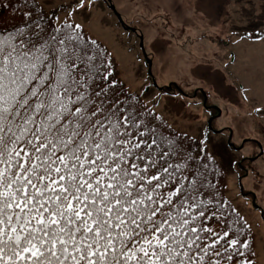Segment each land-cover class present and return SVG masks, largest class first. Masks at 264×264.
<instances>
[{"label":"snow or ice","instance_id":"obj_1","mask_svg":"<svg viewBox=\"0 0 264 264\" xmlns=\"http://www.w3.org/2000/svg\"><path fill=\"white\" fill-rule=\"evenodd\" d=\"M93 4L0 0V264H257L264 207L222 188L236 157L125 88L74 20Z\"/></svg>","mask_w":264,"mask_h":264},{"label":"rangeland","instance_id":"obj_2","mask_svg":"<svg viewBox=\"0 0 264 264\" xmlns=\"http://www.w3.org/2000/svg\"><path fill=\"white\" fill-rule=\"evenodd\" d=\"M39 2L50 14L63 16L61 6L72 0ZM111 2L123 22L138 30L137 36L120 26L103 0H94L90 8L78 9L74 14L75 22L82 24L112 52L118 62L119 78L127 90L146 93L148 99L159 98L157 111L189 134L197 129L207 131L223 156L225 167L229 157H236L232 170L226 174L227 195L239 196L245 206L250 200L241 196L235 180L244 173L239 168L241 160L259 153L252 140L258 141L263 154L243 164L248 176L241 183L243 190L254 194L255 205L264 207V41L240 39V35H246L244 28L255 32L259 29L253 25L264 27V0ZM240 18L245 20L244 24L233 23ZM223 28L231 29L234 41L227 40ZM140 36L151 63V76L139 48ZM167 86L183 91L187 98L176 92H164ZM201 91L207 95V104L213 107V113L203 107ZM214 115L217 118L211 129L221 133L207 129L208 120ZM228 131L235 147L246 141L240 151L227 147ZM254 216L255 251L257 264H261L264 261V222L258 211Z\"/></svg>","mask_w":264,"mask_h":264},{"label":"water","instance_id":"obj_3","mask_svg":"<svg viewBox=\"0 0 264 264\" xmlns=\"http://www.w3.org/2000/svg\"><path fill=\"white\" fill-rule=\"evenodd\" d=\"M107 1L110 3V0H107ZM110 9L115 13L116 18H117V20L119 21V23H120L122 26H124V23H123V21H122L120 15L115 11L114 6L110 5ZM126 29H128V30H130L131 32L135 33V30H134V29H131V28H126ZM140 48H141V50H142V53H143V55H144L146 61L148 62V72H149V74L151 75V73H150V72H151V71H150L151 63H150V60L147 58V56H146V54H145V52H144L143 42H142V36H140ZM208 125L210 126V122H208ZM260 154H261V153H260Z\"/></svg>","mask_w":264,"mask_h":264},{"label":"trees","instance_id":"obj_4","mask_svg":"<svg viewBox=\"0 0 264 264\" xmlns=\"http://www.w3.org/2000/svg\"><path fill=\"white\" fill-rule=\"evenodd\" d=\"M99 43H101V42H99ZM102 44V43H101ZM103 45V44H102ZM105 48H106V46L105 45H103ZM108 50V49H107ZM109 51V50H108ZM111 54V53H110ZM111 56H112V58H113V60H114V63H115V66H116V71H117V73H118V70H117V68H118V64H117V62H115L116 60H115V58H114V56L111 54ZM119 74V73H118ZM126 88V87H125ZM222 188H223V190L225 191V193H226V195H227V178H226V176H225V178H224V181H223V185H222ZM252 233H253V230H252ZM253 236H254V233H253ZM254 240H255V238H254ZM253 240V245H254V249H255V241Z\"/></svg>","mask_w":264,"mask_h":264},{"label":"flooded vegetation","instance_id":"obj_5","mask_svg":"<svg viewBox=\"0 0 264 264\" xmlns=\"http://www.w3.org/2000/svg\"><path fill=\"white\" fill-rule=\"evenodd\" d=\"M208 108H211V107H209V106L206 105V109H208ZM215 116H216V115H214L213 117H215Z\"/></svg>","mask_w":264,"mask_h":264}]
</instances>
